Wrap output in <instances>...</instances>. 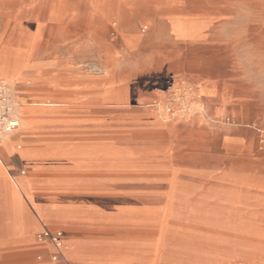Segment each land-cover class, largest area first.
Listing matches in <instances>:
<instances>
[{"label":"rangeland","instance_id":"rangeland-1","mask_svg":"<svg viewBox=\"0 0 264 264\" xmlns=\"http://www.w3.org/2000/svg\"><path fill=\"white\" fill-rule=\"evenodd\" d=\"M15 118L0 167L71 230L0 264H264V0H0Z\"/></svg>","mask_w":264,"mask_h":264},{"label":"crops","instance_id":"crops-1","mask_svg":"<svg viewBox=\"0 0 264 264\" xmlns=\"http://www.w3.org/2000/svg\"><path fill=\"white\" fill-rule=\"evenodd\" d=\"M0 148L12 155V136L7 145H1ZM33 183L31 176H14L11 181L0 167V194L7 192L12 197V239L8 242L0 241V247L11 245L12 249H35L36 235L47 229L48 225L53 227L62 225L65 234L71 230L67 222L55 214L54 208L46 200L48 193L53 190ZM18 207L19 212L16 211Z\"/></svg>","mask_w":264,"mask_h":264},{"label":"built area","instance_id":"built-area-1","mask_svg":"<svg viewBox=\"0 0 264 264\" xmlns=\"http://www.w3.org/2000/svg\"><path fill=\"white\" fill-rule=\"evenodd\" d=\"M11 109V108H10ZM8 109V101L6 98H3V102H2V111L5 112L6 110H10ZM12 121V119L4 122V130L3 132H10L12 129H14L15 127L10 126V122ZM40 238H45V239H50L51 242L58 248L61 247V234L60 233H56L55 235H51L49 234L47 231H45L43 234L40 235ZM57 261V255L54 254L52 256V262L50 264H55V262Z\"/></svg>","mask_w":264,"mask_h":264},{"label":"bare ground","instance_id":"bare-ground-1","mask_svg":"<svg viewBox=\"0 0 264 264\" xmlns=\"http://www.w3.org/2000/svg\"><path fill=\"white\" fill-rule=\"evenodd\" d=\"M91 46V45H90ZM63 49V48H62ZM251 53V52H250ZM67 56V55H66ZM87 69V68H86ZM89 69V68H88ZM92 71V70H91ZM101 71V70H100ZM89 72V71H88ZM99 72V71H98ZM99 74V73H98ZM102 75V74H101ZM107 75V74H106ZM87 76V75H86ZM86 76H84V78L86 77ZM90 78V77H89ZM53 79V78H52ZM51 80V79H50ZM2 81H4V80H2ZM6 82H7V84L9 85V82L7 81V80H5ZM112 85V84H111ZM79 89V88H78ZM187 90V89H186ZM110 92V91H109ZM107 93V92H106ZM105 95V94H104ZM79 98V97H78ZM148 104V103H147ZM13 113H15V110H14V112ZM14 115V117H15V114H13ZM12 116V115H11ZM160 116V115H159ZM23 122H24V124H26L25 123V117L23 118ZM169 121V120H168ZM11 124H10V126H12V127H18L19 126V123L20 122H18V120L15 118V119H12V121L10 122ZM8 133L7 132H0V141L7 135ZM109 134V133H108ZM156 137V136H155ZM155 137H153V138H155ZM161 137V136H160ZM163 137V136H162ZM148 138V137H147ZM158 138V137H157ZM165 138V137H164ZM58 139V138H57ZM72 139V138H71ZM76 139V138H75ZM132 139V138H131ZM133 139H135V137L133 138ZM139 139V138H138ZM140 139H142V138H140ZM151 139V138H150ZM166 139V138H165ZM68 140H70V139H68ZM81 140V139H80ZM83 140H84V138H83ZM86 140V139H85ZM92 140V139H91ZM154 140V139H153ZM160 140V139H159ZM48 141V140H47ZM72 141V140H71ZM76 141V140H75ZM79 141V140H78ZM82 141V140H81ZM93 141V140H92ZM150 148V147H149ZM145 149V148H144ZM143 149V150H144ZM160 149V148H159ZM141 150V149H140ZM153 152V151H152ZM158 152H160V151H158ZM76 196V195H75ZM82 197V196H81ZM85 197V196H84ZM100 197V196H99ZM108 197V196H107ZM106 197V198H107ZM109 197H112V196H109ZM262 209H264V208H262ZM260 222V221H259ZM259 228V227H258ZM263 228V227H262ZM61 251H63V246H62V249H61ZM63 256H64V254H63ZM67 256V254L64 256V260H67L66 257Z\"/></svg>","mask_w":264,"mask_h":264}]
</instances>
